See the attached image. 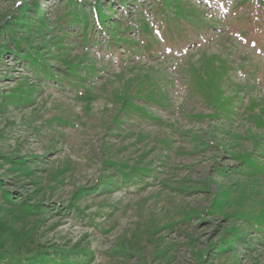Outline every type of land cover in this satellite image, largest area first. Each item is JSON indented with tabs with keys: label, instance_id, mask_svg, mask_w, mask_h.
Here are the masks:
<instances>
[{
	"label": "rangeland",
	"instance_id": "rangeland-1",
	"mask_svg": "<svg viewBox=\"0 0 264 264\" xmlns=\"http://www.w3.org/2000/svg\"><path fill=\"white\" fill-rule=\"evenodd\" d=\"M20 1L0 49L17 12L37 31L68 9ZM100 1L110 47L14 25L73 83L0 55V264H264V0Z\"/></svg>",
	"mask_w": 264,
	"mask_h": 264
},
{
	"label": "trees",
	"instance_id": "trees-1",
	"mask_svg": "<svg viewBox=\"0 0 264 264\" xmlns=\"http://www.w3.org/2000/svg\"><path fill=\"white\" fill-rule=\"evenodd\" d=\"M65 2L68 5L67 6L68 9L64 10L61 14H59L57 11L56 22H50L48 24L44 21V20L47 21V19L43 20V16H41V18L37 17L38 18L37 23H38V27H39L37 30L38 32L35 29L36 27L34 25H32V21H35L34 18H32L31 20H28V18L24 15V13H22V11L17 12L16 13L17 17L15 19V21H17V23H12V26H10L9 22L7 21L6 25H8V26H5L3 29L4 32H6L8 41H11L12 44L9 43V44H7L6 47L1 48L0 49V55L2 56L4 54H8V52L10 53L11 51L9 48H12L11 45H13V46H15L14 51H13V57H16L17 59H24V60H26V62H29L30 67H32L34 69V72L38 73L39 76H41V77L44 76L46 80L73 83L74 81L73 82L70 80L68 81V78H65L62 75L55 74L53 72L52 67L47 62V60H50V59H47L43 56L46 54L43 53L42 51H40L42 49L41 47L39 50L36 47H33L32 45H30V43H28V41L32 40V38L38 37L35 35L36 34L35 31L39 35H42V38L44 39L47 31L50 33H52V32L54 33L53 27L59 29V25L61 26V19L62 18H65L64 20H68V18H71L69 20H75L77 23L79 22V24H81V26H83V28H85L86 30L88 28H90L91 24L95 23V26H97V27L99 26L100 28H102V30H104V33H108V35H107L108 41H109L108 45L110 47V46H112L113 43H116V40H118V37L113 38V35L109 36L110 32H113L114 30H117V29H122L124 27V24L111 25L109 23V20L111 19L112 15H110L109 13L106 14L103 10H101V1L100 0H94L93 3H88L87 0H83L82 3H80L79 0L78 1L77 0H65ZM23 3H24L23 0L20 1L19 7L22 6ZM86 5H87V8L85 7ZM120 6L124 7L121 4H120ZM21 8L22 9H20V10H23V6ZM110 8L111 7H109L108 10ZM33 9H34V11H36V9H38L37 11H40L39 14L43 13V10L38 8L37 5H35V7ZM93 14H95V16H96L95 19H96L97 23L95 21L90 22L91 15H93ZM59 15L61 17H59ZM92 20H94V19H92ZM18 24L25 26L24 29L26 30L25 34H27L26 39L28 41H25V40L20 39V38L17 39V36H16L17 31L15 30L14 25H18ZM120 26H122V27H120ZM63 32L66 34L65 36L68 35L65 31H63ZM91 33L92 32L88 33V36ZM116 36H118V35H116ZM58 41H60L58 43H64L65 39L63 37H61V38H58ZM90 41H91V39H87V43H90ZM58 43L55 42L54 46L59 47L60 45H58ZM62 48L65 49V47H62ZM58 67H59V65H58ZM73 67L74 66L70 65V66L64 67V69H66L68 74H71V77H73V80H74V78H76V75H74V73L72 72ZM40 73H42L43 76ZM60 84H63V83H60ZM9 202H10L9 206L14 207L13 206L14 203L11 202V199L9 200ZM26 205L30 206L31 204H26ZM60 252L61 251H59V250H55L52 254L40 253L39 258L40 257L51 258L52 260H54V256L59 254ZM37 257L38 256L34 255V256L24 257L23 259L21 258V259H19V263H21V264L22 263H24V264H27V263L28 264H39L41 261L40 259H39L40 261L34 260V258H37ZM1 258H2V255H0V259ZM65 260L66 259H64V258L61 259L60 260L61 264H65Z\"/></svg>",
	"mask_w": 264,
	"mask_h": 264
}]
</instances>
